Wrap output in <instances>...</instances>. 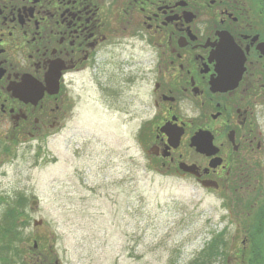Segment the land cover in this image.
<instances>
[{"label":"flooded vegetation","instance_id":"af4514ba","mask_svg":"<svg viewBox=\"0 0 264 264\" xmlns=\"http://www.w3.org/2000/svg\"><path fill=\"white\" fill-rule=\"evenodd\" d=\"M84 77L104 102L143 89L151 168L251 202L260 264L264 0H0V145L59 135Z\"/></svg>","mask_w":264,"mask_h":264},{"label":"rangeland","instance_id":"374dc122","mask_svg":"<svg viewBox=\"0 0 264 264\" xmlns=\"http://www.w3.org/2000/svg\"><path fill=\"white\" fill-rule=\"evenodd\" d=\"M83 81L59 135L0 145V246L14 226L15 264H254L251 202L151 168L143 89L110 103Z\"/></svg>","mask_w":264,"mask_h":264},{"label":"trees","instance_id":"16d2710c","mask_svg":"<svg viewBox=\"0 0 264 264\" xmlns=\"http://www.w3.org/2000/svg\"><path fill=\"white\" fill-rule=\"evenodd\" d=\"M16 234H17V231L15 230L14 226L12 227L7 226L3 228V232H2L3 243L0 246V248L5 249L7 253L0 255V264H15V262H17V259L14 257L15 255H12V256L10 255L11 253L10 246H11V243L14 242L13 238H15ZM9 235H10V238L8 240L6 239V237H8ZM13 252H15L14 254H16L18 251L15 249Z\"/></svg>","mask_w":264,"mask_h":264},{"label":"water","instance_id":"95a60500","mask_svg":"<svg viewBox=\"0 0 264 264\" xmlns=\"http://www.w3.org/2000/svg\"><path fill=\"white\" fill-rule=\"evenodd\" d=\"M195 142H197V140H195ZM194 142V144H196ZM198 152H201V153H209L210 152V149H196ZM210 154V153H209ZM205 186H208V185H206L205 184ZM35 225H37V223L35 224ZM35 247H37V244L35 243ZM52 264H61L59 261H55L54 263H52Z\"/></svg>","mask_w":264,"mask_h":264}]
</instances>
